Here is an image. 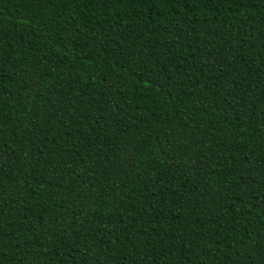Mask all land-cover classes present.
I'll return each mask as SVG.
<instances>
[{
    "label": "trees",
    "instance_id": "1",
    "mask_svg": "<svg viewBox=\"0 0 264 264\" xmlns=\"http://www.w3.org/2000/svg\"><path fill=\"white\" fill-rule=\"evenodd\" d=\"M0 264H264V0H0Z\"/></svg>",
    "mask_w": 264,
    "mask_h": 264
}]
</instances>
